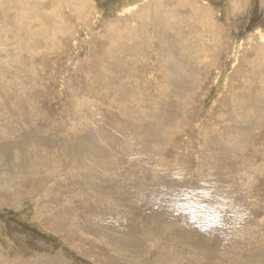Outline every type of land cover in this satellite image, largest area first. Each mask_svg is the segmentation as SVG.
I'll return each mask as SVG.
<instances>
[{"label": "rangeland", "instance_id": "obj_1", "mask_svg": "<svg viewBox=\"0 0 264 264\" xmlns=\"http://www.w3.org/2000/svg\"><path fill=\"white\" fill-rule=\"evenodd\" d=\"M0 264H264V0H0Z\"/></svg>", "mask_w": 264, "mask_h": 264}, {"label": "bare ground", "instance_id": "obj_2", "mask_svg": "<svg viewBox=\"0 0 264 264\" xmlns=\"http://www.w3.org/2000/svg\"><path fill=\"white\" fill-rule=\"evenodd\" d=\"M33 217V216H32Z\"/></svg>", "mask_w": 264, "mask_h": 264}]
</instances>
